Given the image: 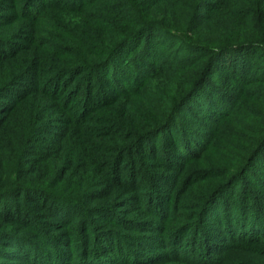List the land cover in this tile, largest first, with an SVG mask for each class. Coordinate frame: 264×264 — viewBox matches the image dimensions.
<instances>
[{
	"label": "trees",
	"instance_id": "obj_1",
	"mask_svg": "<svg viewBox=\"0 0 264 264\" xmlns=\"http://www.w3.org/2000/svg\"><path fill=\"white\" fill-rule=\"evenodd\" d=\"M0 264H264V0H0Z\"/></svg>",
	"mask_w": 264,
	"mask_h": 264
}]
</instances>
